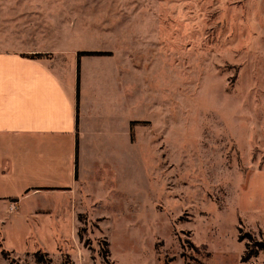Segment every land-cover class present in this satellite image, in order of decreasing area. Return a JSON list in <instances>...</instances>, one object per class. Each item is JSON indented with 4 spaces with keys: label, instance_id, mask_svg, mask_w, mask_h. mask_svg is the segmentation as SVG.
Masks as SVG:
<instances>
[{
    "label": "rangeland",
    "instance_id": "1",
    "mask_svg": "<svg viewBox=\"0 0 264 264\" xmlns=\"http://www.w3.org/2000/svg\"><path fill=\"white\" fill-rule=\"evenodd\" d=\"M19 24L67 77L78 52L114 56L81 61L83 105L126 98L135 126L86 155L76 203L0 200V264H264L239 240L264 242V0H0L6 46Z\"/></svg>",
    "mask_w": 264,
    "mask_h": 264
},
{
    "label": "crops",
    "instance_id": "2",
    "mask_svg": "<svg viewBox=\"0 0 264 264\" xmlns=\"http://www.w3.org/2000/svg\"><path fill=\"white\" fill-rule=\"evenodd\" d=\"M20 26L11 32L14 43H24L23 47L6 46L4 42L10 43V40L2 41L0 33V179L12 180L15 184L25 179L28 183L22 187L20 197L0 196V200L16 203L17 212L21 210L23 198L43 191L62 198L70 196L71 203H76L77 196L84 193L83 175L92 161L85 160L86 155L95 154L103 159V153L111 145L124 144L131 148L134 134L132 105L126 98L121 102L117 96L106 99L99 95L95 100V105L98 102L99 105L94 111L83 105L81 61L84 57L113 60L114 56L79 59L77 117V55L75 74L73 71L67 77L63 61L57 58L64 52L38 50L31 25L27 26L31 29L28 32ZM35 54L45 56L29 57ZM122 73L119 70V76ZM42 184L45 187L39 186ZM32 215L33 212L27 217Z\"/></svg>",
    "mask_w": 264,
    "mask_h": 264
},
{
    "label": "trees",
    "instance_id": "3",
    "mask_svg": "<svg viewBox=\"0 0 264 264\" xmlns=\"http://www.w3.org/2000/svg\"><path fill=\"white\" fill-rule=\"evenodd\" d=\"M109 53L105 52H78L77 53V70H76V80H77V88H76V114L78 117L79 114V59L83 56H108ZM45 55L42 54H35L30 55L29 57L32 59H38ZM135 123H132V127L134 128ZM134 136V134H133ZM244 239H247V242L245 243V253L243 257L241 258V263L248 262L251 258L256 257L259 252L264 253V242L260 241H254L253 237L250 234H245L244 237H239V240L242 241ZM45 260L43 258V255L37 253L36 262L38 264H49L50 260ZM13 261H11L9 264H12ZM187 264V263H186Z\"/></svg>",
    "mask_w": 264,
    "mask_h": 264
},
{
    "label": "built area",
    "instance_id": "4",
    "mask_svg": "<svg viewBox=\"0 0 264 264\" xmlns=\"http://www.w3.org/2000/svg\"><path fill=\"white\" fill-rule=\"evenodd\" d=\"M17 210H18V206L16 203H13V202L9 203V205H8V212L9 213L17 212Z\"/></svg>",
    "mask_w": 264,
    "mask_h": 264
}]
</instances>
